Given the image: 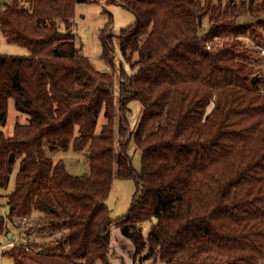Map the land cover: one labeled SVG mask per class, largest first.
I'll return each mask as SVG.
<instances>
[{
	"label": "trees",
	"instance_id": "16d2710c",
	"mask_svg": "<svg viewBox=\"0 0 264 264\" xmlns=\"http://www.w3.org/2000/svg\"><path fill=\"white\" fill-rule=\"evenodd\" d=\"M96 1L9 0L0 11L2 36L29 52L0 54V189L18 162L0 235L38 214L50 240L3 255L14 264H110L114 225L134 245V264H264V75L242 41L264 47V0H104L135 16L118 45L137 71L128 76L117 66V96L110 14L99 39L111 70L80 54L70 31L76 3ZM246 15L253 20L239 22ZM10 99L28 121L7 137ZM132 100L142 108L135 132ZM44 142L52 152L87 147L88 174L54 162ZM114 178L133 180L135 191L126 213L112 219L106 199Z\"/></svg>",
	"mask_w": 264,
	"mask_h": 264
},
{
	"label": "rangeland",
	"instance_id": "374dc122",
	"mask_svg": "<svg viewBox=\"0 0 264 264\" xmlns=\"http://www.w3.org/2000/svg\"><path fill=\"white\" fill-rule=\"evenodd\" d=\"M212 4L221 3L225 5L229 0H211ZM233 1V0H232ZM241 1L248 0H234V2L239 5ZM261 0H255V2H260ZM2 3H8L9 0H0ZM3 5H0V11ZM105 10V11H104ZM111 16V40L112 49L114 53V58L116 62V68L114 71L115 75V95H118V79H117V69L119 66L123 68L125 73L130 76L136 73V68H131L121 57L118 45V36L120 31L129 26L135 21V16L132 12L125 9L118 3L106 5L104 0H98L96 2H79L76 3L74 9V17L71 23L70 31L74 36L75 46L79 49L80 54L87 57L94 67L99 70H111L101 59V42L99 39L100 29L104 27ZM253 18L251 15H246L239 19V22H250ZM208 19L207 16L202 19V31L207 30ZM64 30V27H61ZM245 38L242 39L244 42ZM256 44L260 45L256 42ZM0 54L1 55H11V56H24L28 55L29 52L26 48L20 47L15 44L8 43L0 32ZM118 66V67H117ZM256 69L261 68L258 64H252ZM260 70V69H259ZM212 105L209 106L208 111ZM128 107L130 113L128 114V124L132 132H135L137 125L139 123L142 108L138 101L132 100L129 102ZM28 115L26 113L20 112L15 109L13 99L8 101L7 107V119L4 127L2 128L5 136H11L13 134V128L16 122L27 123ZM105 122L103 113L101 112L97 119V125L95 128V134L99 133L101 126ZM45 153L50 156L54 162L62 159L66 165L67 170L72 175L84 176L89 172V159L87 156V147L81 151H74L70 146L67 150L62 151L58 149L52 152L49 149L47 142L43 144ZM128 153L131 158V164L134 170L139 173L141 171V152L135 148L133 141L129 143ZM18 170V162L14 165L13 171L10 175V180L6 189H0V205L4 204L7 195L13 190L15 183V176ZM135 191V183L131 179H118L114 178L112 181L111 189L109 191L108 197L106 199V205L109 208L110 217L115 219L126 213L128 206L130 204L132 195ZM38 214H34L32 219L27 223V230L30 232V240L33 243L41 244L43 242H49L50 240L45 236V234L40 233V225L38 223ZM151 222L146 221L141 223V231L143 236H147ZM118 227L112 225L110 231L111 242H116V230ZM120 231V230H119ZM120 235L124 237L121 232ZM131 244V240L124 237ZM13 264L9 257L0 258V264Z\"/></svg>",
	"mask_w": 264,
	"mask_h": 264
},
{
	"label": "built area",
	"instance_id": "2783aa9c",
	"mask_svg": "<svg viewBox=\"0 0 264 264\" xmlns=\"http://www.w3.org/2000/svg\"><path fill=\"white\" fill-rule=\"evenodd\" d=\"M217 39L218 38H215V41ZM243 47L252 49L253 56L259 59L258 66L261 67L259 69L261 70L262 75H264V47L256 44L249 38H245ZM206 48L210 49L212 48V46L210 44H207ZM262 92L264 93V89L262 90ZM0 214L5 218V220L8 218V210L4 204L0 205ZM27 223L28 219L26 217L16 221L15 237L11 238L10 240H7L6 242L0 243V249L7 250L14 247L22 246L25 250H28L27 244L30 240L31 235L30 232L27 230Z\"/></svg>",
	"mask_w": 264,
	"mask_h": 264
},
{
	"label": "crops",
	"instance_id": "0c3cea01",
	"mask_svg": "<svg viewBox=\"0 0 264 264\" xmlns=\"http://www.w3.org/2000/svg\"><path fill=\"white\" fill-rule=\"evenodd\" d=\"M3 4L4 3L0 2V5H3ZM115 233L117 237L116 242H111L110 240V246H111V254L109 257L110 264H134V261H133L134 251H135L134 245L131 244L124 237H122L118 229L116 230ZM14 237H15V223L14 224L9 223L4 235L3 234L0 235V243L6 242L7 240H10L11 238H14ZM4 251L5 250L0 249V258L7 257L3 255ZM11 261L13 263L12 259ZM142 264H163V263L160 262L159 260H156V261L148 260V261L143 262Z\"/></svg>",
	"mask_w": 264,
	"mask_h": 264
},
{
	"label": "water",
	"instance_id": "95a60500",
	"mask_svg": "<svg viewBox=\"0 0 264 264\" xmlns=\"http://www.w3.org/2000/svg\"><path fill=\"white\" fill-rule=\"evenodd\" d=\"M258 80V76H254V78L252 79V82L255 83Z\"/></svg>",
	"mask_w": 264,
	"mask_h": 264
}]
</instances>
